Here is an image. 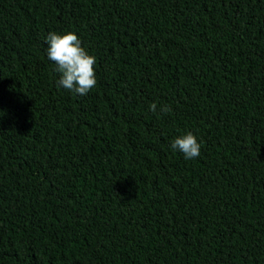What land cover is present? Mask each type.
<instances>
[{"label": "trees", "instance_id": "1", "mask_svg": "<svg viewBox=\"0 0 264 264\" xmlns=\"http://www.w3.org/2000/svg\"><path fill=\"white\" fill-rule=\"evenodd\" d=\"M0 264H264V0H0Z\"/></svg>", "mask_w": 264, "mask_h": 264}, {"label": "clouds", "instance_id": "2", "mask_svg": "<svg viewBox=\"0 0 264 264\" xmlns=\"http://www.w3.org/2000/svg\"><path fill=\"white\" fill-rule=\"evenodd\" d=\"M48 43V58L57 65L56 71L60 74L58 86H61L77 95H87L95 87L96 73L94 64L96 58L91 55L81 43L75 32H51L46 37ZM152 112H156L157 105H150ZM162 112H170L168 105L161 107ZM171 148L184 154L185 159H195L200 155L201 144L191 131L177 136L171 143Z\"/></svg>", "mask_w": 264, "mask_h": 264}]
</instances>
